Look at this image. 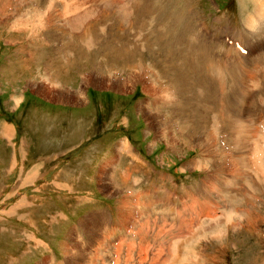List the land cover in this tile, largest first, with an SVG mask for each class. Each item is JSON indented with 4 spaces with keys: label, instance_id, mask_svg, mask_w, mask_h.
<instances>
[{
    "label": "rangeland",
    "instance_id": "obj_1",
    "mask_svg": "<svg viewBox=\"0 0 264 264\" xmlns=\"http://www.w3.org/2000/svg\"><path fill=\"white\" fill-rule=\"evenodd\" d=\"M228 102L264 118V0H0V264H264Z\"/></svg>",
    "mask_w": 264,
    "mask_h": 264
},
{
    "label": "bare ground",
    "instance_id": "obj_2",
    "mask_svg": "<svg viewBox=\"0 0 264 264\" xmlns=\"http://www.w3.org/2000/svg\"><path fill=\"white\" fill-rule=\"evenodd\" d=\"M251 1V0H250ZM241 2V1H240ZM247 2V1H246ZM240 4H243V3H240ZM243 6V5H241ZM245 8L247 9V5H245ZM249 6V5H248ZM61 9V8H60ZM243 9V8H242ZM246 19V18H245ZM248 22V21H247ZM89 43V42H88ZM229 65V64H228ZM228 66H224V65H218L215 67V69H217V73H221L223 75V81H224V78L225 80L227 81L228 80V75H229V70L227 68ZM213 68V67H212ZM184 73V72H183ZM213 73V72H212ZM226 85L228 86V84L226 83ZM117 87V86H116ZM147 87H150L148 84H147ZM158 88V87H156ZM151 89V88H150ZM160 89V88H159ZM144 90L147 92V93H151L149 90L145 89ZM164 90V89H162ZM172 91V89H171ZM153 93V91H152ZM174 93V92H173ZM84 94V93H83ZM171 94V93H170ZM155 95V94H153ZM158 96V95H157ZM156 96V98H157ZM83 97V96H82ZM83 101V100H82ZM171 102V101H170ZM220 102V101H219ZM218 102V103H219ZM227 102V101H226ZM223 108H224V116L222 115V119L220 118L221 116L217 117L218 113L216 114H213L211 115L210 117H208L210 119V123L211 124V130L213 128L215 129H218L221 122L223 123L224 127L229 130L230 128L231 129H236L238 134H241V132L243 131V128L244 127H248V128H255L253 126H255L254 124H258L260 126H263L264 127V118H261V120L259 119L258 120H242V122H240L239 120L236 119L235 117V111L231 105L230 102L226 103L225 106L222 105ZM223 110V109H222ZM220 112V111H219ZM223 114V113H222ZM250 117V116H249ZM207 118V117H206ZM207 118V119H208ZM208 119V121H209ZM222 120V121H221ZM248 122H251L252 124L249 126L248 125ZM245 134V132H244ZM264 133H261V132H258V135L257 137L255 138V140L253 141V145H250L251 148H249V152L245 154V152L243 150H240L239 151V158L246 161L249 165H252V167H250V170L252 169V171H255L257 174H260L259 175V178L260 176L262 178H264V135H262ZM174 138V137H173ZM246 140L243 139L242 142H245ZM202 142V141H201ZM127 144L126 143H123L121 147H119L120 149L125 148ZM130 151L132 152V150L130 149ZM108 167V166H107ZM249 167V166H248ZM254 172V173H255ZM264 181V179H263ZM193 211V210H192ZM127 213V212H126ZM184 213V212H183ZM128 214V213H127ZM125 215V214H124ZM126 217V215H125ZM124 219V218H123ZM129 219V218H128ZM126 218V220H128ZM125 221V220H124ZM99 223V222H98ZM124 223V222H123ZM74 248V247H73ZM71 249V248H70ZM70 251V250H69ZM66 252L68 253L67 249H66ZM74 252V251H73ZM68 260H72V264H74L76 262L77 264V261H76V254H73L72 257L71 256H67ZM70 258H73V259H70ZM75 261V262H73ZM68 264V263H67Z\"/></svg>",
    "mask_w": 264,
    "mask_h": 264
},
{
    "label": "crops",
    "instance_id": "obj_3",
    "mask_svg": "<svg viewBox=\"0 0 264 264\" xmlns=\"http://www.w3.org/2000/svg\"><path fill=\"white\" fill-rule=\"evenodd\" d=\"M20 103H21V102H20ZM20 103H19V105H20ZM19 105H18V106H19ZM26 141H27V140H26ZM27 143H28V141H27Z\"/></svg>",
    "mask_w": 264,
    "mask_h": 264
}]
</instances>
